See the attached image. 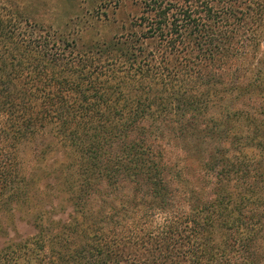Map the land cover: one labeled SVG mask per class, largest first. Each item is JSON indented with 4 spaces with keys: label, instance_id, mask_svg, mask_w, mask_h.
I'll return each instance as SVG.
<instances>
[{
    "label": "trees",
    "instance_id": "obj_1",
    "mask_svg": "<svg viewBox=\"0 0 264 264\" xmlns=\"http://www.w3.org/2000/svg\"><path fill=\"white\" fill-rule=\"evenodd\" d=\"M128 1L79 45L0 0V227L40 214L0 264H264V0ZM226 131L234 153L208 150Z\"/></svg>",
    "mask_w": 264,
    "mask_h": 264
},
{
    "label": "rangeland",
    "instance_id": "obj_2",
    "mask_svg": "<svg viewBox=\"0 0 264 264\" xmlns=\"http://www.w3.org/2000/svg\"><path fill=\"white\" fill-rule=\"evenodd\" d=\"M19 9L23 12L24 16L30 19L32 22L37 23L39 26H44L47 29L57 32L67 38L70 41H76L77 44H89L97 39L108 38L119 33L124 23L128 22L130 15L135 13V7L128 1L126 5L118 3L117 0H15ZM152 121V120H150ZM167 122L168 128L166 132V142L170 145L172 152L180 154L182 157H186L187 160L192 159V154L201 152L200 147L197 145L198 135L193 132L192 129H188L190 133L188 136H180L175 133L173 126L177 127L182 121L188 120H169ZM173 121V122H172ZM196 122L204 125L205 122L215 124L225 120H195ZM233 124L235 120H226ZM162 126V124H160ZM171 126V127H169ZM172 129V130H171ZM228 132V131H226ZM223 132L221 135L225 136L228 141L218 139L214 136L206 137L208 143V150L214 149L226 144L229 149L228 152L233 154V143L231 139L236 135L229 131ZM192 137V138H190ZM52 139L51 132L47 134H41L39 142L42 139ZM44 139V140H45ZM43 140V141H44ZM35 145L28 144L26 151L21 156V160L24 166V172L27 174L30 171V166L34 164ZM59 151V149H58ZM194 156V155H193ZM189 157V158H188ZM194 158V157H193ZM52 189H47L52 198ZM46 193V194H47ZM60 194L56 192V196L53 198L57 203L62 200L59 197ZM65 201V199H63ZM68 204V203H67ZM68 205H66V211L57 207L56 210H51V216H64L68 211ZM31 209L27 203L24 205V209H17L12 220H7L3 226L0 227V246L3 245L10 238H16L19 236H27L33 234L35 229L32 224L39 219L38 213Z\"/></svg>",
    "mask_w": 264,
    "mask_h": 264
}]
</instances>
